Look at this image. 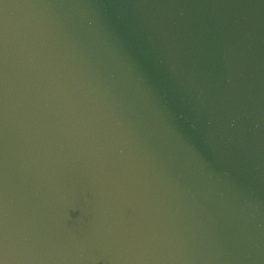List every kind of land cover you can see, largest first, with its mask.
Listing matches in <instances>:
<instances>
[{"label": "water", "instance_id": "95a60500", "mask_svg": "<svg viewBox=\"0 0 264 264\" xmlns=\"http://www.w3.org/2000/svg\"><path fill=\"white\" fill-rule=\"evenodd\" d=\"M0 264H264V0H0Z\"/></svg>", "mask_w": 264, "mask_h": 264}]
</instances>
